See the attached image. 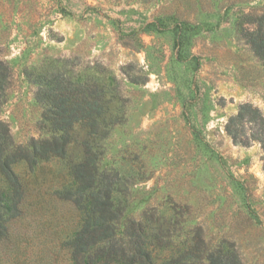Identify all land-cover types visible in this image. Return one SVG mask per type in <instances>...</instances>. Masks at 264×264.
<instances>
[{"label":"rangeland","instance_id":"1","mask_svg":"<svg viewBox=\"0 0 264 264\" xmlns=\"http://www.w3.org/2000/svg\"><path fill=\"white\" fill-rule=\"evenodd\" d=\"M263 15L264 0H0L1 117L16 142L41 136L40 75L103 111L98 134L79 112L64 157L13 164L21 212L0 264L74 263L84 210L72 168L87 141L116 175L119 235L142 221L161 260L169 234L177 255L207 246L264 264V61L244 35ZM0 193L13 196L3 176Z\"/></svg>","mask_w":264,"mask_h":264},{"label":"trees","instance_id":"2","mask_svg":"<svg viewBox=\"0 0 264 264\" xmlns=\"http://www.w3.org/2000/svg\"><path fill=\"white\" fill-rule=\"evenodd\" d=\"M261 22L263 24L257 33L248 31L244 35L264 61V15ZM9 77L7 62L0 60V176L5 177L13 190L12 198L0 193V237L6 234V222L21 212L22 182L13 170V164L24 160L34 166L42 160L64 157L72 127L81 118L79 112L82 118L89 121L91 133L94 134L100 131L103 113L102 106L96 100L88 99L87 106H83L71 95L65 82L40 75L35 100L42 110L37 123L42 133L39 138L32 137L28 143H18L10 123L1 117L8 100ZM235 138L240 140L237 135ZM98 154L87 141L84 160L72 168L79 182L78 196L74 201L84 210L81 227L68 242L73 264H240L237 252L223 253L207 246L204 249H185L179 255L177 250L174 254L170 247L172 235L169 234L167 237L170 241L166 246L170 256L161 260L154 253V247H148L152 245L143 238L145 226L142 221H133V226H127L123 233L127 238L119 235L118 224L122 213L114 199L116 175L100 171Z\"/></svg>","mask_w":264,"mask_h":264}]
</instances>
